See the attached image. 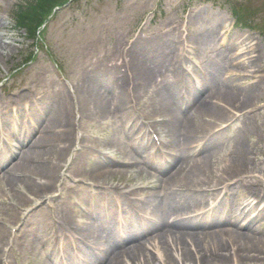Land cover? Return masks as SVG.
Returning a JSON list of instances; mask_svg holds the SVG:
<instances>
[{"label": "rangeland", "instance_id": "obj_1", "mask_svg": "<svg viewBox=\"0 0 264 264\" xmlns=\"http://www.w3.org/2000/svg\"><path fill=\"white\" fill-rule=\"evenodd\" d=\"M17 1L19 0H0V122H5L1 118L11 99L18 103L24 100L36 101L46 98L51 100L57 93L66 90L69 95L67 108L72 132L70 142L67 143L69 149L63 152L64 156L61 158L52 153L55 147L62 144L64 138L59 133L60 126L55 131H47L37 152L31 154V163L34 166L41 162L56 166V178L51 180L52 187L56 188L52 192L45 193L42 190V186L49 183V180L38 175L33 168L29 167L17 173L20 181L15 183L16 187L7 177L3 179L1 177L3 174L0 173V245L5 249L0 264H44L45 260H49V256L57 260V250L50 251L54 247V238L61 237L55 229L50 227L49 233L42 231L41 236L32 240L26 238L30 237L29 235L24 234L29 226L18 233L11 230L12 226H17L16 222L24 210L31 212V222L35 220L37 222L48 212L60 213L62 216L63 211L73 208L77 210L76 219L80 221L83 217H90L85 215L90 210H101L104 205L102 200L116 201V197L121 194L114 189L119 188L121 192L130 194L131 190L142 187L139 194L128 196L139 204V199L146 194L145 191L152 187L153 180L165 181L174 172L178 164H174L158 176L154 175L153 170L144 169L145 165L139 168L125 164L126 160L143 158L141 153L145 147L137 145L143 132L138 120L140 108H144V114L152 118L163 119L157 124L160 132L163 131V124L169 119L177 125L176 129L185 126L191 130L194 141L191 147L184 146L181 141L176 140L169 147L174 152H181L176 154L179 156L178 159L184 157V154L192 155L196 151L195 147L197 151L194 156H190L191 159H200L201 155H208L215 177L212 175L207 178L209 182L204 187H207L211 194L214 193V184L218 182L222 170L236 155L237 144L241 140L244 141L251 147L249 157L252 158L251 170L244 175L249 176L251 183H257L263 192L264 30H260L263 28L250 30L237 26L234 25V19L228 18L233 16L232 6L238 7L242 4L243 8L247 7L248 13L256 16L259 24L264 27V0H74L60 8L48 21L38 49L31 46L24 38V31L17 30L15 26L11 7ZM226 23H229L227 27ZM181 28L187 30L186 32H193V36H196V43L190 44L192 48L187 54H183L182 61L177 64V70L179 67L184 73L182 71L183 74L176 77L171 74L170 68L166 69L161 64H150L157 72H151L148 79L162 75L165 80L179 78L181 82L197 76V68L202 64L215 73L218 81L214 80V85L210 80L200 79L198 81L200 88L193 93L194 100L187 97L184 101L179 100L178 104L170 103L163 97L162 90L158 91L152 87L147 94L142 93L140 103V96L136 95L130 102L125 94L127 107L120 109L116 96L106 90L111 85L104 83L99 85L97 81L93 82L92 87L106 97L112 107L106 111L101 109L89 111L90 104L83 96L82 89L93 78L91 74L94 76L98 72L96 69L102 66L101 64H115V61L120 63L123 57L129 58L126 50L137 36L149 39L159 32L165 33L169 30L167 35L169 48L174 53H180L183 48L180 40L183 31ZM223 28L227 35L242 36L248 45H254V52L246 54L247 63L244 68L239 66L234 68L232 65L234 47H223L225 50H222L218 32ZM243 49L245 50V47ZM31 53L33 60L24 63V59ZM170 54L169 49L167 56ZM163 69L166 73L160 72L164 71ZM124 77L126 80V70ZM180 82L177 88L180 87ZM247 91L252 94V98L242 105L244 101L242 95ZM208 93L216 94L221 106L227 108L229 112L219 118L200 114L196 99L198 97L201 99ZM51 106L53 108L52 104L44 108L46 110L44 114L43 107L41 109L37 105L35 108L33 119L37 112L39 116L37 122L34 120L37 123L36 131L28 137L30 140L38 137L44 122L46 124L47 119H50ZM133 106L135 108L137 106V112L132 109ZM240 106V111L234 109ZM20 116L23 118L21 114ZM223 126L224 129L212 134L214 130ZM243 126L246 129H243ZM24 128L26 131L30 130ZM5 132L9 136L8 142H11L10 150L7 149L6 152L8 156V153L11 155L18 151V144L14 140L11 128L5 129ZM57 134L60 135V140L57 139ZM100 146H106L109 150L106 154L107 160L99 166L98 163L103 159H99L100 153L96 148ZM134 148H137V153ZM146 157L149 158V155ZM16 159L14 158L8 167L13 166ZM91 171L93 174L88 178L87 173ZM26 178L32 179L35 186L29 187L24 184ZM242 180L245 181L243 178ZM76 182H81L83 190L74 188ZM58 188H63L65 192L60 194ZM97 188L102 192L100 200H97L95 190ZM160 188L161 186L156 188V194L161 192ZM85 189H88V192L86 190L85 193ZM83 195H87L86 202H80V196ZM51 196L56 199L49 198ZM215 196L221 197L218 192H215ZM38 202L44 203L37 206ZM210 202L206 201L204 204L189 208L185 213L198 211ZM248 213L249 211H244L242 217L248 219ZM217 218L219 219L218 213ZM204 219L210 220L209 217ZM261 222L264 223V217L258 224ZM97 223L101 226L102 222ZM44 224L49 225V221ZM227 228L229 226L226 224L212 225L203 229V232L210 235L213 230ZM153 234L154 232L146 233L143 238L146 239ZM261 236L264 238V229ZM226 239L229 240V237ZM62 242L63 245L71 247L64 239ZM261 246L264 249V242ZM148 251L154 256L157 264H163V261L156 257L157 248L150 246ZM133 264L136 263L133 261ZM245 264L256 263L246 260Z\"/></svg>", "mask_w": 264, "mask_h": 264}, {"label": "bare ground", "instance_id": "obj_2", "mask_svg": "<svg viewBox=\"0 0 264 264\" xmlns=\"http://www.w3.org/2000/svg\"><path fill=\"white\" fill-rule=\"evenodd\" d=\"M167 38L168 36L165 35L158 37L152 44H156L155 46H152L150 43H139L136 41L135 48H127L126 52L130 57L129 60L123 61V65H125V70L127 69L130 72L132 78L129 79V84L133 85L135 91L142 87L143 80L147 82L146 76L152 71L151 65H146L147 61H151V64L155 65L161 64L166 69L171 68L170 71L178 75L176 64L178 62L177 57L180 55L179 53L172 52L167 43ZM229 40L231 42L232 38L230 37ZM243 41L240 42L243 43ZM246 48V51L237 53L236 62L239 66L245 65L243 58L246 54L254 52L253 45H248ZM169 49L171 57L170 55L167 56ZM126 64L129 68L126 67ZM113 68L116 98L119 107L125 109L127 104L124 72L121 70V66L115 65ZM96 77L93 76L91 81L82 89V93L87 98L88 104H90L89 111L93 112L96 109L106 111L110 107V101H107L106 97L100 95L98 90L92 87L93 82L97 81L101 85L100 79L98 80ZM215 79L216 76L210 75L207 81L210 80V83L214 85ZM154 82H156L154 79L150 80L149 84ZM177 96L169 88H166L163 94L164 98L166 97L170 103L175 104H178V101L181 100ZM242 96L244 97L242 105L252 98V94L248 91ZM68 100L69 95L66 90L60 91L49 100L53 105L52 111L51 108L49 109L50 119H47L46 124L44 122L37 138L28 140L24 133L19 132L16 134L19 152L14 154L17 158L15 163L12 164L13 166L8 167L10 158L6 161H0V167L1 165L5 166V168L8 167L4 170L1 177L3 179L7 177L14 187L17 186L15 183L20 181L18 176H16L17 173L25 171L29 167L33 168L38 175L46 177L49 180V183L45 185L46 188L52 187L51 180L55 178L56 166H50L48 163L42 162L34 166L31 163V154L37 152V148L41 146V142L44 140L47 131H55L60 126L62 130L59 129V133L64 138L62 144L55 147L52 153H55L56 157L61 158L64 156V153L69 148L67 143L70 142L72 132L67 108ZM192 100H194V97ZM196 100L197 109L200 114L213 115L217 118L227 114V111L220 106L216 94L208 93L203 98L199 99L198 97ZM234 109L240 111L241 106L238 109ZM176 126L171 119L163 124V131L161 133L166 135L165 144L171 145L175 140L178 141L179 136ZM242 128L246 129L244 126ZM35 131V129H32L31 133L33 134ZM252 131L253 129L250 130L251 133ZM56 137L60 140V135L57 134ZM146 139L147 143H149V138ZM182 142L187 147H191L193 144L194 141L192 140L190 129H187L185 134H183ZM250 150L251 147L248 144L242 140L239 141L236 155L225 166L218 178V182L214 184L217 191H223L225 195L230 197L233 205V208L226 217L223 216V219L225 220L226 218V221L222 224L231 226L227 230H213L210 235L203 232V229L211 225L220 226L221 221L217 218V211L220 208L221 202L216 204L213 197L202 192L204 185L209 182L206 179L212 175L215 177L211 159L208 155H203L200 159H191L190 156L192 157L193 155L190 153V155L184 154V157L181 159L174 156L171 159V165H169L171 167L174 164H178L174 172L163 182L154 180L152 187L145 192L146 195L142 201L145 208L154 215L152 219L146 218L145 226L141 228L140 226L128 228L126 236L123 235V237L112 231V238L104 240L99 234L100 231L97 227L98 225H95L96 222L94 223L92 220H89L80 226L76 223L74 211H67L64 213V221L58 222V219H55V222L57 221L58 233L70 232L73 234L74 239H79V241H83L84 243L91 242V245L97 246V248L103 246L97 260L106 259L105 264H133V261L137 262V264H157L154 256L148 251L149 246L157 248L156 257L160 261H163V264H233V262L234 264H240V262L245 264L246 260H249L251 263L255 261L256 264H264V249L261 246L264 242V238L261 236L264 223L258 225V221L264 217V206L260 207L264 202V192L259 189L257 183L253 184L250 182L249 176H244V174L249 173L251 170L252 158L249 157V154H251ZM165 169V167H162V171H165ZM24 182L29 187L35 186V183L30 178H26ZM158 186H162L167 191V195L163 198L161 206L155 191ZM114 190L120 191L119 188ZM139 192V188L137 190L134 189L131 195L139 194ZM86 199L85 196L84 200ZM209 200L212 201V206H214L210 212V220H204V216L200 218L199 215L196 217L184 216L187 209L196 207ZM255 200L257 201L254 202ZM245 209H253L255 212L252 220H249L251 217L247 219L248 221L232 219V217L236 218L241 215V212ZM108 212L115 213V210L108 208ZM170 213H173L175 217L169 219ZM249 216H251V213L248 214ZM258 218L259 220L256 221ZM232 220L233 223L231 222ZM148 232H154L153 237L151 240L149 238L143 240V235ZM226 237H229V240ZM122 239L125 241L123 244L127 243V247L120 249V245H123ZM86 251L88 261H85V263L81 261L80 264H94V250L87 248ZM1 252L0 249V257L2 255Z\"/></svg>", "mask_w": 264, "mask_h": 264}, {"label": "trees", "instance_id": "obj_3", "mask_svg": "<svg viewBox=\"0 0 264 264\" xmlns=\"http://www.w3.org/2000/svg\"><path fill=\"white\" fill-rule=\"evenodd\" d=\"M60 0H28L26 5L18 8L19 22L23 26L37 29L43 22L44 15ZM27 7V8H25ZM35 29V30H36Z\"/></svg>", "mask_w": 264, "mask_h": 264}]
</instances>
